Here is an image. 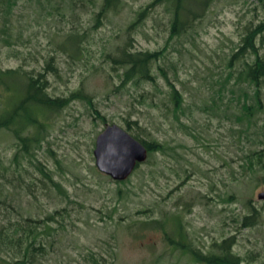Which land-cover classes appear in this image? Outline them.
<instances>
[{
    "label": "rangeland",
    "instance_id": "1",
    "mask_svg": "<svg viewBox=\"0 0 264 264\" xmlns=\"http://www.w3.org/2000/svg\"><path fill=\"white\" fill-rule=\"evenodd\" d=\"M82 2L85 8H72L65 0H18L0 17V72L42 74L45 91L56 98L82 89L101 116L83 101L39 113L41 132L33 128L31 134L40 143L30 145L33 156L25 153L16 165L13 157L23 149L11 133L0 131V163L10 170L0 180V227L7 219L17 229L29 217L46 220L65 209L64 217L46 221L39 230L41 249L28 264H199L185 247L207 253L215 241L231 236L235 253L249 264H264V202L258 199L264 184L242 169L251 152L264 150V112L252 127L238 122L241 89H252L225 79L242 36L264 20V4L214 0L186 33L171 38L174 6L168 0H121L96 29L102 0ZM144 10L129 36L135 50L162 53L154 65L156 80L124 81L125 70L113 61L116 46L127 40L130 25ZM72 28L82 39L70 57L76 49L63 47ZM169 80L182 97L177 114ZM223 84L227 90L222 91ZM10 89L0 84V116L16 100L15 88ZM128 120L138 123L144 139L164 149L148 154L119 183L97 170L93 152L107 125L134 135ZM41 164L67 196L47 182ZM28 184L35 187L33 195L26 193ZM250 200L261 215L259 223L243 228ZM150 219L164 220L165 228L141 229L140 223ZM13 230L8 232L23 233Z\"/></svg>",
    "mask_w": 264,
    "mask_h": 264
},
{
    "label": "trees",
    "instance_id": "2",
    "mask_svg": "<svg viewBox=\"0 0 264 264\" xmlns=\"http://www.w3.org/2000/svg\"><path fill=\"white\" fill-rule=\"evenodd\" d=\"M18 0H0V17L10 13L13 6L17 5ZM92 1V0H91ZM121 0H102L100 4V10L95 15L94 29L103 24L108 14L119 5ZM174 6V14L171 20V33L170 37H179L186 33L191 28L192 24L198 19L202 18L214 0H168ZM67 4L74 8L80 6L85 8L82 0H65ZM264 4V0H259ZM56 11H59V7H54ZM147 10L141 12L135 21L129 27L128 38L116 47L118 49V55L113 59L114 63L122 67L124 71V81H135L136 83L151 82L154 83L156 78L153 74L154 65L158 64L161 52H150L135 50L133 45V38L131 30L135 27L138 21L144 16ZM10 30L7 27L4 31V35L8 36ZM67 42L63 50L67 52L69 49H76L75 53L70 54L73 57L79 51V42L82 37L81 34L75 29H70L67 32ZM10 37L8 36V39ZM8 42V40H5ZM78 48V50H77ZM52 59V58H51ZM235 63H240L242 68L239 70ZM235 64V66H234ZM228 75L226 80L236 79L238 85H247L252 89L250 93L247 89L242 90V99H239V108L235 117L237 121L242 123H248L249 127H252L256 122V116L258 113L264 112V20L257 25L250 26L246 33L242 36L241 45L233 53L231 60L227 66ZM49 71V70H48ZM168 79V78H167ZM44 77L39 74L38 78H35L31 73L22 72L21 70H8L0 72V84L6 85L7 90H11L10 87H14L16 93V100L9 110L0 116V131H8L16 140H18V147L23 150H19L14 157L13 162L19 161V157L25 153L33 156V152L29 150L30 145L40 143L38 136L31 134V130L36 128L37 133L41 132V125L38 123L37 115L39 113L58 112L68 107L74 101L86 102L94 111L100 116L98 110H95L93 102L89 96L81 89L75 93H72L66 98H56L48 95L44 88ZM230 83V82H228ZM171 87L170 98L174 103L175 113L182 111V97L180 92L174 87L171 81H168ZM222 91L227 90L225 84L221 85ZM39 126V127H38ZM127 130L134 132L131 134L136 140L140 141L147 149L148 154L152 155L158 151H163L164 147L156 140H146L143 135L139 133L142 128L137 122L131 120L126 121ZM134 126L136 128H134ZM137 166L136 169L139 168ZM39 171L44 175L47 182L60 193L67 196L66 191L60 182H56L51 170H47L42 164L38 167ZM242 169L254 175V178L260 179L264 184V150H255L251 152L242 163ZM9 168L3 166L0 163V180L6 178V174ZM16 171V166L14 168ZM10 171V170H9ZM9 181V178L6 179ZM125 182V181H123ZM119 182V183H123ZM2 185V184H1ZM35 187L31 184L26 186V193L33 195ZM234 196L229 197L227 200L231 201ZM249 210V215L242 218V227H251L259 223L260 211L253 205L252 200L248 204L244 205ZM176 210L175 207L172 208ZM185 210V209H184ZM150 210L149 213H152ZM179 211V210H178ZM63 212L65 209L58 210L54 214L48 216L46 220H37L32 217L27 218L25 226L19 225V228L15 229V225L18 224L10 222L7 219L4 220L3 226L0 227V264H28L30 263V256H34L35 252L40 251L41 248H37V239L40 236V229L46 228L48 221H56L57 217H64ZM168 217H174V211L169 212ZM56 217V218H55ZM152 217V216H151ZM166 217V218H168ZM150 218V217H149ZM164 218V220L166 219ZM176 219V218H175ZM164 220H146L140 223L141 229L158 230L165 228L163 224ZM47 221V222H46ZM179 221V220H178ZM9 225V226H7ZM14 228V230H13ZM17 233L21 230L22 234H10L9 232ZM9 231V232H8ZM170 243L174 242L169 239ZM235 244V237H227L222 242L215 241L207 253L201 250L191 249L185 247L186 250L194 257L199 264H246L247 258H244L235 253L233 245ZM179 246V244H178ZM184 248V246H183ZM7 255L11 259L2 257ZM21 258L20 260H16ZM93 261L97 263L96 257L93 255ZM249 264V263H247Z\"/></svg>",
    "mask_w": 264,
    "mask_h": 264
},
{
    "label": "water",
    "instance_id": "3",
    "mask_svg": "<svg viewBox=\"0 0 264 264\" xmlns=\"http://www.w3.org/2000/svg\"><path fill=\"white\" fill-rule=\"evenodd\" d=\"M97 170L113 181L123 182L133 174L138 165L146 162L148 149L126 130L117 125H107L97 136L93 152ZM264 202V191L258 195Z\"/></svg>",
    "mask_w": 264,
    "mask_h": 264
}]
</instances>
